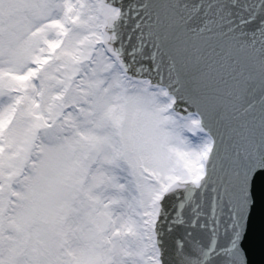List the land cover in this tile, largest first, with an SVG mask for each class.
Instances as JSON below:
<instances>
[{
    "label": "snow or ice",
    "instance_id": "1",
    "mask_svg": "<svg viewBox=\"0 0 264 264\" xmlns=\"http://www.w3.org/2000/svg\"><path fill=\"white\" fill-rule=\"evenodd\" d=\"M264 264V0H0V264Z\"/></svg>",
    "mask_w": 264,
    "mask_h": 264
},
{
    "label": "water",
    "instance_id": "2",
    "mask_svg": "<svg viewBox=\"0 0 264 264\" xmlns=\"http://www.w3.org/2000/svg\"><path fill=\"white\" fill-rule=\"evenodd\" d=\"M260 219H259V212L254 215L253 222H252V236L255 240V247L251 254V259L253 264H260L261 262V249H260Z\"/></svg>",
    "mask_w": 264,
    "mask_h": 264
}]
</instances>
